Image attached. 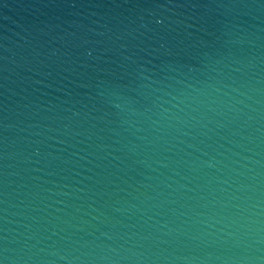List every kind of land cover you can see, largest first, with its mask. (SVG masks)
<instances>
[{"label":"water","instance_id":"95a60500","mask_svg":"<svg viewBox=\"0 0 264 264\" xmlns=\"http://www.w3.org/2000/svg\"><path fill=\"white\" fill-rule=\"evenodd\" d=\"M0 264H264V0H0Z\"/></svg>","mask_w":264,"mask_h":264}]
</instances>
